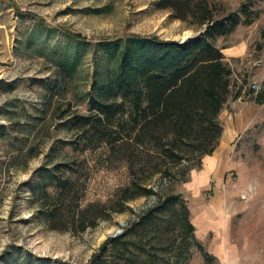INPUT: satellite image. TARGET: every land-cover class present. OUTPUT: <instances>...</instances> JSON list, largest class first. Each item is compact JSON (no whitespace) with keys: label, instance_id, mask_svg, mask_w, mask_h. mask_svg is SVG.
I'll list each match as a JSON object with an SVG mask.
<instances>
[{"label":"rangeland","instance_id":"obj_1","mask_svg":"<svg viewBox=\"0 0 264 264\" xmlns=\"http://www.w3.org/2000/svg\"><path fill=\"white\" fill-rule=\"evenodd\" d=\"M211 1L226 14L243 6L257 13L253 24L216 42L234 81L244 86L243 96L220 114L219 145L199 168L172 184L153 182L161 197L182 195L209 264H264V102L248 93L264 88V0ZM137 35L185 42L198 33L156 9L154 0H0V264H9L10 255L31 264H88L107 239L156 203L157 196L137 199L129 204L132 211L72 235L51 231L36 218L26 185L40 168L51 167L48 154L56 141L69 137L58 115L87 113L79 96L102 69V58L95 59L98 44ZM79 42L86 47L79 50L71 93L44 108L48 93L38 81H54L59 56L74 52ZM45 115L47 125L35 127L34 118ZM37 149L42 153L33 157ZM129 181L124 167L94 170L83 203L105 202ZM190 252L189 264H208L195 245Z\"/></svg>","mask_w":264,"mask_h":264},{"label":"trees","instance_id":"obj_2","mask_svg":"<svg viewBox=\"0 0 264 264\" xmlns=\"http://www.w3.org/2000/svg\"><path fill=\"white\" fill-rule=\"evenodd\" d=\"M154 5L198 35L185 42L137 35L98 44L95 59L99 63L102 58V69L96 70L91 90L79 96L86 101L87 113L58 115L69 137L52 146L51 167L40 168L26 184L36 218L51 231L72 235L132 211L129 204L137 199L157 196L123 233L107 239L88 264H189L193 245L208 264L212 260L196 241L182 195L161 197L153 181L172 184L199 168L218 147L223 134L219 116L243 96L244 86L234 81L216 42L253 24L257 13L243 6L239 13L226 14L211 0H154ZM85 47L79 42L74 52L59 56L54 81H38L48 93L44 108L57 95L71 93L79 50ZM248 93L264 102V88ZM34 122L42 129L47 116ZM41 153L37 149L33 157ZM62 153V160L55 161ZM119 167L127 169L129 183L105 202L84 204L92 172ZM9 258V264H31L26 258Z\"/></svg>","mask_w":264,"mask_h":264},{"label":"water","instance_id":"obj_3","mask_svg":"<svg viewBox=\"0 0 264 264\" xmlns=\"http://www.w3.org/2000/svg\"><path fill=\"white\" fill-rule=\"evenodd\" d=\"M121 230H118V231H116L111 237H116V236H118L119 234H121Z\"/></svg>","mask_w":264,"mask_h":264}]
</instances>
